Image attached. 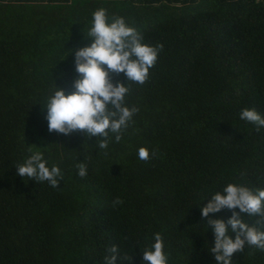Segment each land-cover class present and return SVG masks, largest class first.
Returning a JSON list of instances; mask_svg holds the SVG:
<instances>
[{
    "label": "trees",
    "instance_id": "1",
    "mask_svg": "<svg viewBox=\"0 0 264 264\" xmlns=\"http://www.w3.org/2000/svg\"><path fill=\"white\" fill-rule=\"evenodd\" d=\"M100 8L163 46L144 84L112 77L138 111L106 150L50 133L45 109L56 86L75 91L71 52L93 42ZM245 108L264 116V0H0V264H105L114 245L143 264L156 233L168 264H218L208 222L233 213L202 207L228 184L264 189V128L240 119ZM29 146L60 168L59 187L17 175ZM242 220L264 231L259 216ZM232 259L264 264V250Z\"/></svg>",
    "mask_w": 264,
    "mask_h": 264
},
{
    "label": "clouds",
    "instance_id": "2",
    "mask_svg": "<svg viewBox=\"0 0 264 264\" xmlns=\"http://www.w3.org/2000/svg\"><path fill=\"white\" fill-rule=\"evenodd\" d=\"M92 40L90 46L76 50L75 69L78 78L74 81L75 91L69 95L56 86L54 93L46 103L48 131L70 136L84 133L88 138L99 137L97 147L106 150L109 135L114 134L116 142L122 139L137 108L125 106V97L129 87L124 83H113L112 77L124 73L128 82L144 84L149 77L150 68L154 67L162 45L152 47L142 43L143 36L126 24L122 17H112L109 23L107 11L100 8L92 14V24L87 33ZM71 55V56H72ZM106 66V68H105ZM240 119L256 125L257 130L264 128V116L255 109H243ZM30 155L24 163L16 166L17 175L36 182H48L53 188L59 187L63 179L58 166L48 167L43 152L29 146ZM138 158L150 159L147 148L138 149ZM78 175L87 176L86 163L77 164ZM211 202L202 207L203 217L216 214L224 209L232 211L231 218L212 219L208 227L215 237L213 254L218 264H233V255L243 252L246 246L264 250V231L249 226L242 220V215L259 216L264 222V189L253 191L248 187L228 184L222 192L213 194ZM113 206L123 203L119 198L113 200ZM239 209L237 212L236 210ZM230 226V229H229ZM232 233L230 235L229 233ZM154 242L142 250L143 264H168L164 251V241L160 233L153 237ZM105 256V264H117V260L131 261L127 254L120 255V249L112 246Z\"/></svg>",
    "mask_w": 264,
    "mask_h": 264
}]
</instances>
